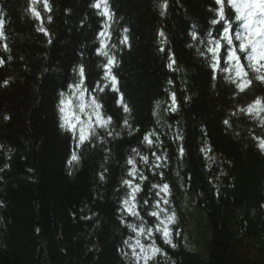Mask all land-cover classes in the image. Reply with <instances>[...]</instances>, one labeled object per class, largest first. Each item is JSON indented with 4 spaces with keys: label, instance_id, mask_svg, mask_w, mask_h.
<instances>
[{
    "label": "trees",
    "instance_id": "16d2710c",
    "mask_svg": "<svg viewBox=\"0 0 264 264\" xmlns=\"http://www.w3.org/2000/svg\"><path fill=\"white\" fill-rule=\"evenodd\" d=\"M108 2L118 91L109 84L101 92L107 60L97 55L104 18L91 7L95 0H49L51 12L37 4L47 36L37 30L41 21L29 11L31 0H0V264H136L137 239L146 246L154 240L164 253L148 264H264V121L239 111L264 98V84L253 80L237 93L226 73L211 78L207 41L220 38L223 22L210 24L219 6L167 0L161 15L163 0ZM225 12L235 31L234 11L226 5ZM80 65L87 88L82 99L95 96L112 118V135L97 128L78 147L60 127V107L70 97L79 114L80 94L72 86ZM73 153L79 163H69ZM133 157L135 179L128 175ZM124 180L140 185L138 216L124 208L130 191ZM165 183L166 197L152 187ZM158 202L161 219L175 213V247L155 232L159 220L150 213ZM199 220L207 231L204 250L185 241L187 228ZM140 227L146 232L137 237L133 228Z\"/></svg>",
    "mask_w": 264,
    "mask_h": 264
},
{
    "label": "snow or ice",
    "instance_id": "6c2138e0",
    "mask_svg": "<svg viewBox=\"0 0 264 264\" xmlns=\"http://www.w3.org/2000/svg\"><path fill=\"white\" fill-rule=\"evenodd\" d=\"M43 5V10L46 12H51V6L49 0H31V7L29 11L32 16L41 21V26L38 27V31L43 32L46 36L49 34L47 29L42 26V17L40 11L37 10L36 5L41 3ZM216 5L219 7L216 9L217 19L210 20V24L215 26L223 22L222 31L220 32L219 39H209L207 42L209 45L207 51L211 56L210 67H211V78L215 80L217 74H227L224 78L228 79L232 84L235 85L237 93H244L249 89L253 80L259 81L264 84V0H215ZM229 7L234 11L235 16L234 20L239 22L238 28L233 31V25L230 23L231 17L226 14L225 6ZM162 9L161 15H165L168 3L167 0L159 5ZM94 9L97 10V14L104 18V30L98 33L99 48L97 49V55L103 56L107 63L103 66L104 72L102 79L106 81L103 87H99L101 92L105 88L111 85V90L118 91L117 89V79L112 72V68L116 63V58L114 55L109 54L108 50V40L110 39L111 33L109 32L110 22L113 20L114 13L111 11L108 0H95V3L91 5ZM48 22L52 20L51 16L47 17ZM125 33L127 29L124 30ZM209 36L212 35L211 32L208 33ZM160 37H164V32L159 33ZM3 32V20L0 19V39H4ZM191 38L193 40L197 39V34L194 31ZM128 38L125 35L122 44H127ZM166 42L162 40V43ZM49 43L51 41L49 40ZM115 47V45H112ZM191 47V45H189ZM5 51H7V45H4ZM160 51H164V48H161ZM170 63L168 67L172 69L175 60L170 56ZM3 64V60H0V65ZM78 73L80 76L79 82L72 86V91L74 93L78 92L79 103L75 106L79 109V114L73 110L72 101L70 97H66L61 100V124L60 127L65 131L72 134L73 138L77 140V146L85 144V142H90L91 138L96 135L97 128H103L106 131L108 130L109 125L112 123V118L110 116L106 117L102 112V105L99 101L92 96L90 101L85 103L82 99L84 94L87 92L85 87V68L83 65L79 66ZM171 83V81H169ZM172 107L171 111L176 112V95L175 93L171 94ZM121 106L124 108L125 112H128V107L123 104V99L121 98ZM87 109V111H86ZM241 112H245L247 115L255 118L261 119L264 121V98L257 97L255 98L246 109H239ZM80 115H85L87 120H81ZM7 119V117H5ZM127 124V121L124 122ZM225 124H228V121H224ZM79 125V127H77ZM109 136L112 135L111 131H107ZM144 140L151 145L152 141L149 136L146 135ZM262 150H264V142L260 144ZM135 151V150H134ZM183 154V149H181V155ZM80 157L76 154H72L71 161L79 163ZM159 160L160 157H157ZM141 160L147 164L148 157L141 156ZM130 164L131 170L128 172V175L135 179L137 175V167L135 158H130L127 161ZM103 179V176H101ZM141 179H146L141 175ZM123 184L126 185L130 191L127 193V198L124 199L123 205L125 210L132 216H138L139 214L135 211L136 208V197L137 194L141 191L140 185H134L131 180H124ZM152 187L159 188V192L164 193V197L170 195V186L165 183L161 185H152ZM159 193H157L158 195ZM161 197L164 204H167L169 201ZM147 203V201H145ZM158 209V210H157ZM164 212V209L160 208L159 202L155 205L154 210L150 213L151 216L156 217L159 220V226L155 228V232L160 234V238L163 239L164 243L175 247L171 239V228L170 225L175 223V213L171 215H165V218H160V213ZM129 227H133L129 225ZM133 231L136 232L137 237L145 235L146 229L140 227L139 229L133 228ZM153 236V230L147 229V237L151 239ZM127 243V242H126ZM137 247L140 248V252L136 251V248L132 249V256L136 260V264H139L140 260H144V264H148V261L155 258L158 254H164L161 252V249L155 246V241L153 240L151 245H144L140 243V240L137 239ZM127 255V253H125Z\"/></svg>",
    "mask_w": 264,
    "mask_h": 264
},
{
    "label": "rangeland",
    "instance_id": "374dc122",
    "mask_svg": "<svg viewBox=\"0 0 264 264\" xmlns=\"http://www.w3.org/2000/svg\"><path fill=\"white\" fill-rule=\"evenodd\" d=\"M188 203L193 207L192 199H187ZM200 220L194 225L193 229L187 228L186 232V244L187 242H192L191 244H196L201 250L205 249L206 239H207V231L206 228L200 224ZM191 223V222H190ZM189 223V224H190Z\"/></svg>",
    "mask_w": 264,
    "mask_h": 264
}]
</instances>
